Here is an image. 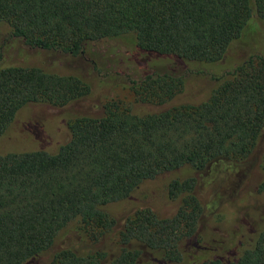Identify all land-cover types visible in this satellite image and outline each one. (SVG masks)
Here are the masks:
<instances>
[{"label": "trees", "instance_id": "1", "mask_svg": "<svg viewBox=\"0 0 264 264\" xmlns=\"http://www.w3.org/2000/svg\"><path fill=\"white\" fill-rule=\"evenodd\" d=\"M258 24L264 0H0V142L18 133L0 152V264H39L68 235L47 264H264V147L244 214L223 204L205 245L194 176L264 133V49L241 47ZM195 75L206 96L171 103ZM120 82L156 108L57 115ZM146 190L173 214L133 204Z\"/></svg>", "mask_w": 264, "mask_h": 264}, {"label": "rangeland", "instance_id": "2", "mask_svg": "<svg viewBox=\"0 0 264 264\" xmlns=\"http://www.w3.org/2000/svg\"><path fill=\"white\" fill-rule=\"evenodd\" d=\"M255 31L253 32V42L250 40L249 35L246 37L244 43L241 44L243 50L253 49L254 46L261 47L264 49V24L256 25ZM257 42V44H254ZM253 44V46H252ZM260 48V49H261ZM59 64V62H57ZM212 82L207 77L202 76H190L185 80L184 88L181 93L177 94L172 102L168 103H179L185 101H196L206 96L208 86ZM207 87V88H206ZM107 101H114L122 106H128L133 110L149 111L155 109V106L144 105L136 102L133 89L130 84L126 82H120L116 84L100 85L95 87L92 92L83 99L74 101L71 106L58 111V116L63 115L65 118L71 114H98L102 109V104ZM52 112L56 109L48 107ZM32 115H29L26 111H22L19 115L22 120L26 115H29L31 120L38 119L41 115V111L32 110ZM36 117V118H35ZM62 118V116H61ZM61 118H57L54 121H60ZM63 129V128H62ZM15 125H10L4 133V140L0 142V152L5 147L9 146L6 141V136L12 134L18 136L16 133ZM17 134V135H16ZM63 136L65 134L61 133ZM14 136V137H15ZM264 147V133H262L256 146L253 150L245 157L235 160H229L226 158L216 159L206 165V167L198 172L194 173L195 176V192L198 197L201 206V213L199 220L196 225V236L199 238L200 243L205 245L209 243V237L207 235V222L210 216L216 215L219 208L226 204L228 205L239 218L242 216L246 209V201L250 198L236 201L235 196L241 191L248 190L253 187L261 179V172L258 168V161ZM247 197V196H246ZM133 204L144 203L150 204L155 208V211L162 216H170L175 211L178 200H166L162 197L161 192H150L146 190L143 193L133 197ZM121 216H123L126 206L122 207ZM260 210H264V206ZM126 213V212H125ZM217 217V216H216ZM253 219H255L253 217ZM250 219L253 224L255 220ZM120 220L119 223H121ZM79 237L76 235L63 236L57 239L50 247L44 252L39 254L36 258L37 263L47 264L50 260L51 255L60 248H65L73 245L79 241Z\"/></svg>", "mask_w": 264, "mask_h": 264}]
</instances>
